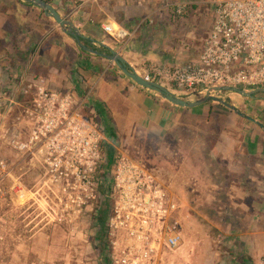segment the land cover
<instances>
[{
    "label": "rangeland",
    "instance_id": "rangeland-1",
    "mask_svg": "<svg viewBox=\"0 0 264 264\" xmlns=\"http://www.w3.org/2000/svg\"><path fill=\"white\" fill-rule=\"evenodd\" d=\"M153 5L131 2L128 7H124L127 10L129 8L125 12L116 8L117 3L112 6L101 4L100 7L94 4L76 6L72 2L64 8L58 7L62 14L78 23L85 35L102 37L118 51L124 50L126 53L131 41L140 40L148 49V57L142 61L130 59L136 63L131 65L141 75H145L152 71L156 63L170 66L196 59L202 48V39L214 22L212 10L203 4L200 6L203 9L188 16L184 25L172 22L167 16L161 17L162 20L157 24L144 25L126 46L105 34L100 27L107 13L118 21H123L127 15L134 16L135 20L128 23L132 27ZM29 6L22 12L26 20L20 21L23 17L19 14L21 8L17 0H0V15L10 16L7 26L15 33L12 49H7L9 44L0 42V69L4 80L8 78L0 84V264H106V254L96 250L99 243L95 217L103 197L94 209H79L74 197L65 193L63 184L52 180L43 157L18 151L12 143L15 138L27 140L33 128L27 110L33 105L35 87L30 89L29 85L35 84L31 77H36L38 72H26L24 60L28 50H35L29 55L30 59L44 55L43 52L56 43L58 35L63 32L41 8ZM2 21L5 22V19L1 18L0 23ZM151 27L153 29L147 33L146 30ZM64 36L67 43L62 45L63 59L56 56L55 61L61 68L68 70L69 65L79 59L81 48L70 36ZM20 48H26L22 55L18 53ZM4 50L7 52L4 53ZM157 56L165 58L164 61L157 62ZM173 56L174 63L169 61ZM20 58L23 64L17 65ZM101 58L92 57L101 66L97 70L98 77L107 80L111 71L117 70V66ZM105 63V67H102ZM48 66L39 71L41 76L35 80L48 76ZM117 72L130 84H136L120 69ZM151 75L154 76L152 72ZM157 79L163 85L175 89L165 78L159 76ZM262 87L264 85L241 88L251 91ZM28 88L29 92L26 91ZM66 89L59 90L78 91ZM86 89L89 88L84 86V92ZM205 92L190 97L180 96L194 101L202 98ZM215 95L264 123V92L256 93V99L226 91L216 92ZM201 106L204 109H196L191 114L192 119L183 120L180 126L165 132L163 137H155L153 131L144 132L141 127L129 133L128 140H124L121 133L115 139L109 137L111 144H108L115 146L117 153L122 150L146 164L168 190L182 198L184 203L181 248L175 252L169 249L159 251V257L150 264H264V252L256 251L255 247L253 251L251 234L257 232L258 236H263L264 242V131L258 124L217 101H209ZM209 112L222 116L219 117L222 119V114H230L232 129L226 134L225 140L232 139L237 145L229 161H224L221 155L216 157L211 154V135L215 133V128L213 124L207 123L211 119ZM110 116L108 113L103 119L97 114V119L110 128L113 125ZM255 140L260 144L261 152L250 156L245 145ZM110 213L108 251L112 258L123 250L136 248L137 244L129 240L124 230L109 226L113 211ZM115 246L118 249L115 250ZM245 258L247 262H244ZM112 264L115 263L112 261Z\"/></svg>",
    "mask_w": 264,
    "mask_h": 264
},
{
    "label": "built area",
    "instance_id": "built-area-1",
    "mask_svg": "<svg viewBox=\"0 0 264 264\" xmlns=\"http://www.w3.org/2000/svg\"><path fill=\"white\" fill-rule=\"evenodd\" d=\"M48 1V0H47ZM64 8L80 4L126 5L154 3L132 27L107 13L102 31L126 46L144 25L157 24L161 17L181 22L194 5L206 4L214 22L202 39L200 56L185 65L156 63L144 77L163 84L165 78L179 95L194 96L211 86L256 88L264 85V0H52ZM161 2L160 5L155 2ZM91 21L94 19L91 17ZM35 98L27 114L33 128L27 140L15 138L18 151L43 157L52 180L63 184L79 209H94L105 192L113 200L109 226L124 230L137 246L112 257L115 264H150L159 251L179 250L183 244L184 203L170 192L146 164L120 151L112 176L104 169L106 127L97 119L92 102L93 88L81 95L52 89L46 78L34 80ZM29 88L26 90L29 92ZM111 144V143H110ZM128 240V241H129ZM118 246H115V250Z\"/></svg>",
    "mask_w": 264,
    "mask_h": 264
},
{
    "label": "crops",
    "instance_id": "crops-1",
    "mask_svg": "<svg viewBox=\"0 0 264 264\" xmlns=\"http://www.w3.org/2000/svg\"><path fill=\"white\" fill-rule=\"evenodd\" d=\"M158 2L156 1L155 4H157ZM17 3L19 7L22 8L23 10L28 9V7H30L29 4L22 2L20 0H17ZM128 6H129L128 3L125 6L120 4L116 8H119L121 9V11L125 12V10L128 11L129 8L127 10L124 7H128ZM200 6H203V4L192 6V8H190V10L188 11L189 13H187L186 17L183 18V20L181 21L180 26L184 25L185 23L184 21L186 18H188V16H193L194 13L199 12V10L203 9ZM191 10H193L194 12H191ZM126 17L127 18L124 19L123 21L127 22V24L135 20L134 16L127 15ZM1 18L3 20L5 19V22L2 21L0 23V42L2 44H9L7 49H12L11 42L14 39L15 33L7 26L9 24L8 19L10 18V16H8V14H5L4 17L3 15H0V20ZM136 23L137 21L135 22V24ZM175 25L177 24L175 23ZM129 27L131 26L129 25ZM151 29L153 28L152 27L148 28L146 32L148 33L149 32L148 30ZM64 35L67 34L61 32V34H59L57 38L59 40H56V43L54 42L49 49L43 52L44 55H41L40 57L34 55L36 59L31 58L27 62H25L24 60L26 64V72L27 70L31 72L35 70L39 74V71H41L42 69L44 70L45 69L44 67L46 65L47 66L49 65L48 76H45V78L47 84L52 89H56V90L59 89L67 90L66 88L77 89L78 90L77 94L79 95L84 92L83 90L84 86H86V88L87 87L93 88V93H92L93 106H95L96 109L95 102L97 101L103 104V106L106 109V114L107 115L108 113L111 114L110 118L113 123V126L116 129V135L118 133H121L124 140L125 139L128 140L129 133H133V131L136 130L138 127L143 128L144 132L158 131L162 133V132L172 131L176 129L178 126H180L183 120L184 122L187 120L189 121L192 116L191 114H193L196 109H204L201 108L203 106H199L195 108H183L174 105L169 101L163 99L161 96H159L157 93L153 92L152 90L143 88L141 86H138L137 84H130L129 82H127L126 78H123L124 76L118 74L117 70H112L110 73L111 75L110 78H108L107 80L105 79L103 80V77H98V72H97L98 67L101 66H99V64H97V62H95L93 59H91V62L93 63L94 68L95 66H98L97 68H95V70L92 69L87 70L83 68L82 66L79 65L78 59L74 63L72 62L73 65L72 64L69 65L70 68L68 70H66L65 67L61 68L59 65H57L55 60H56V56L59 57L60 59H63L62 56L63 53L61 52L62 51L61 45L63 43L64 44L67 43L66 42L67 40ZM94 41H95L94 42L95 45L100 46L103 49L104 46L101 43L108 44L110 47H112L109 43L104 41L102 37H94ZM139 41L140 40L138 39L131 41L126 53L124 50L120 51L122 54L124 53L123 56L126 58L129 64L132 65L136 64L133 61H131L130 59L131 57L140 61L148 57L149 54V52H147L148 49L144 47V44L142 42L140 43ZM25 49L26 48H20L18 50L19 55H22L26 51ZM202 49H203V44H202V48H200L198 57L202 53ZM6 52L7 51L4 50V53ZM37 54L38 53H36V55ZM154 55L156 56L155 53H153V56ZM0 56H2L1 52H0ZM173 58H175V56L169 58V61H173L174 63ZM38 59H40V61ZM164 59L162 56H160L158 57L157 62L164 61ZM194 60H189L187 62L185 61L183 64H179V65H185ZM47 61H49L48 64ZM165 61H167V59ZM81 63L83 64L84 61H81ZM22 64H23V59L20 58L18 60L17 65H22ZM104 65H106V63L103 64L102 67H105ZM110 65L111 64H109L108 67H110ZM0 68H1V60H0ZM4 77L5 76L3 74V71H1L0 69V84L4 82L6 79H8L6 78L4 80ZM31 78H32L31 80H35V77H31ZM168 88L174 93L178 94L176 89H174L173 87H168ZM188 115L189 118H187ZM222 115L225 120L224 119L221 120L222 123L221 125L223 127L220 128L219 138L216 141L214 147L211 149V154L215 155L216 157H218V155H221L222 156L221 158H223L224 161L226 160L229 161L228 159H230L231 155L235 151L237 143L232 139H230L229 141L225 140L226 134L232 129L230 128L232 127L231 126L232 122L229 118L230 114L229 115L226 114V116H224V114ZM213 116L215 117V119L216 117L217 118L222 117L216 115ZM215 119L211 118L210 122L208 119L206 120H208L207 123L213 124ZM201 123H203V121ZM259 146L260 144L256 140L248 141L247 145H245L246 150L250 156L257 155L259 152H261V150H259ZM221 147L224 148L223 151L221 150L222 149ZM256 233L257 232L251 233L253 234V251H255L254 250L255 247L256 251L264 252V242L261 238L263 236L261 235L258 236Z\"/></svg>",
    "mask_w": 264,
    "mask_h": 264
},
{
    "label": "water",
    "instance_id": "water-1",
    "mask_svg": "<svg viewBox=\"0 0 264 264\" xmlns=\"http://www.w3.org/2000/svg\"><path fill=\"white\" fill-rule=\"evenodd\" d=\"M29 5L41 8L47 17L53 18L56 23L61 27L62 31L70 36L75 43L85 52L95 54L101 57H104L108 61L115 63V65L121 70L123 74L132 79L139 86L152 90L157 93L163 99L169 101L170 103L183 107V108H195L201 106L209 101H217L218 103L227 106L231 110H233L238 115L246 118L256 124H258L262 130L264 131V123L257 120L256 118L242 112L236 105L224 100L222 97L216 96L215 93L219 91L233 92L238 93L247 97H251L256 99L255 96L258 92H264V87L258 88L255 90H245L239 86H211L205 92V95L198 100H189L184 96H180L177 93L171 91L167 86L163 85L160 82L155 80H149L143 75H141L136 68H134L131 64L128 63L123 54L110 47L108 44L101 43L104 46L103 48H97V46L91 47L87 45L84 40H90L94 43V38L88 37L85 35L78 23L69 17L64 16L51 2L47 0H20Z\"/></svg>",
    "mask_w": 264,
    "mask_h": 264
},
{
    "label": "trees",
    "instance_id": "trees-1",
    "mask_svg": "<svg viewBox=\"0 0 264 264\" xmlns=\"http://www.w3.org/2000/svg\"><path fill=\"white\" fill-rule=\"evenodd\" d=\"M48 1L51 2L55 6V4L53 3L52 0H48ZM71 3H69V4H71ZM73 3L76 6L80 5V2H77V1L76 2L73 1ZM69 4H66V6H69ZM55 7L62 13V10L57 5ZM23 11H25V10H23L22 8L19 10V14L23 17L22 20H20V21H25L26 20V16L24 14H22ZM64 16H66V15H64ZM119 22L123 23L126 26H129L127 24V22H124L122 20L119 21ZM84 42L87 45H89L91 47H94L93 43L90 40H84ZM80 51L81 52L79 54V59H78L79 65L82 66L83 68L87 69V70H89V69L95 70V68H97L98 66H95V68H94V65L91 62V59H92V57H95L97 59H102L101 56L85 52L82 49ZM34 52H35L34 48L31 49L28 52V55L25 58V62L30 60L29 55L33 54ZM81 61H84V63L82 64ZM117 70H119L118 67H117ZM38 76H39V74L37 73L35 78H38ZM95 105H96L97 113L100 116H102L103 119H104V116L106 115L105 107L99 101L95 102ZM211 113L212 112H209V115H208V116H210L209 119L210 118H214L215 119L214 116L212 117L213 114H211ZM221 120H222V118H219V117L217 118L216 117V119H215V121H214V123L212 125V127L215 128V133L213 135H211L212 138H213V139H211V142H212L211 149L214 147L216 141L219 138L220 128H221L220 126L222 124ZM210 121H211V119L209 120V122ZM108 126L110 127V125H108ZM106 131H107V134L109 135L110 138H114V139L116 138V129H115V127L112 124H111L110 128H106ZM152 134L155 137H157V136L163 137L165 132L160 133L158 131H155V132L153 131ZM211 136H209V137H211ZM117 152L118 151L116 150L115 146L107 144V143L105 144V158H104L105 173L104 174H105L107 179H109L112 176V174H113L115 163H116V157L118 155ZM113 204H114L113 200L110 199L109 197H107L106 196V192H105V194H104V196L102 198V204H101L100 208L97 210V214H96V217H95V221H96L95 225L98 228L97 240H98V243H99L98 246L96 245L97 246L96 248H98L96 250L100 251L101 254H104V255L106 254L105 255L106 264H112V258L110 256V251H108V246H109V240H108V218L111 215L110 212L113 211V208H114ZM247 261H248L247 258H245L244 262H247Z\"/></svg>",
    "mask_w": 264,
    "mask_h": 264
}]
</instances>
